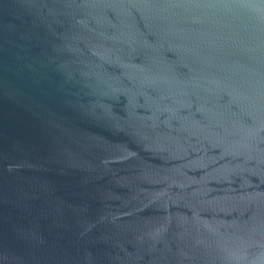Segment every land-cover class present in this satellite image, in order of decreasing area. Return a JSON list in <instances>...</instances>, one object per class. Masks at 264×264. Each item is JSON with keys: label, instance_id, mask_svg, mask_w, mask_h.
<instances>
[{"label": "water", "instance_id": "1", "mask_svg": "<svg viewBox=\"0 0 264 264\" xmlns=\"http://www.w3.org/2000/svg\"><path fill=\"white\" fill-rule=\"evenodd\" d=\"M0 264H264V0H0Z\"/></svg>", "mask_w": 264, "mask_h": 264}]
</instances>
